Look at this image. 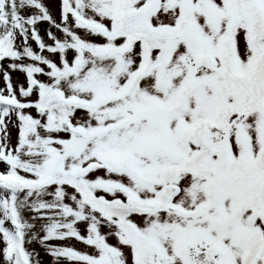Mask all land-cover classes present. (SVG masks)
I'll use <instances>...</instances> for the list:
<instances>
[{"label":"snow or ice","instance_id":"6c2138e0","mask_svg":"<svg viewBox=\"0 0 264 264\" xmlns=\"http://www.w3.org/2000/svg\"><path fill=\"white\" fill-rule=\"evenodd\" d=\"M0 73L2 264H264V0H0Z\"/></svg>","mask_w":264,"mask_h":264},{"label":"rangeland","instance_id":"374dc122","mask_svg":"<svg viewBox=\"0 0 264 264\" xmlns=\"http://www.w3.org/2000/svg\"><path fill=\"white\" fill-rule=\"evenodd\" d=\"M42 3L45 4V6L49 9L50 14L53 16V18L56 20L57 23L61 22V0H42ZM33 13L36 10H31ZM23 14H27V12H24ZM41 36L43 37L44 41L46 44L51 45L53 42L47 37V35L45 34V29H47L49 27V25L45 22V23H41L39 25H37ZM54 33H56L58 36L62 37V34L57 32V30L55 28L51 29ZM79 34H81L82 36L84 35V33L81 31ZM31 47L33 48L34 51H36L38 54L40 52L38 45L35 43V41H30ZM45 56H48L50 59H53L54 61H56L57 63H59V54L56 55H51L47 52L43 53ZM71 53H69V56L71 57ZM5 64H7L8 62L5 61ZM42 67H44L43 65H41ZM47 71V69H45ZM9 74L11 75L12 78V82L14 84V86L16 85H21L23 84L25 87H27L26 84V77L24 74H22L19 71H11L9 70ZM40 79H43L45 81H47L46 77H38ZM6 87L5 84V80H4V76L2 73H0V89H4ZM17 94L19 95V92L17 91ZM32 99H35V96L32 97ZM32 114L35 115V111H32ZM13 123H15V118H13ZM10 130H11V136H12V143L13 145H15L16 143V137H17V129L15 127H13L12 125L9 126ZM4 170V165L0 164V171ZM25 218L30 220L31 217V213L26 212L25 214ZM31 222V221H30ZM6 226H10V225H6ZM78 227L81 228L82 230V234L83 233V226L82 225H78ZM39 229V222H37V230ZM43 232H39L40 236H43ZM110 242L111 243H115L114 239L110 238ZM49 243L55 245V246H71L76 248L77 250L80 251H88V249L79 242H76L74 239H70V240H66V241H50ZM0 246H2V244H0ZM26 247H28V249L30 251H35L37 253H39V257L38 259L41 261V264H54V260L53 258L48 255L45 251V249L36 241H33L30 245H26ZM0 264H2V258H0ZM66 264V262H65Z\"/></svg>","mask_w":264,"mask_h":264}]
</instances>
